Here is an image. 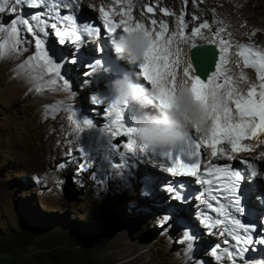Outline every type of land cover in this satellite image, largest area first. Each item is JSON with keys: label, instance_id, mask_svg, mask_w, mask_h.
<instances>
[{"label": "rangeland", "instance_id": "1", "mask_svg": "<svg viewBox=\"0 0 264 264\" xmlns=\"http://www.w3.org/2000/svg\"><path fill=\"white\" fill-rule=\"evenodd\" d=\"M171 1L164 0L158 9L153 1L148 2L137 12L160 13L165 17L161 9L168 13ZM201 1L176 0L177 18L172 29L164 17L162 21L156 17H143L146 21L138 20L137 17L132 20L134 23L140 21L146 29L154 32L160 31V24L165 20L167 38L173 32H179L177 22L181 15L186 25L190 23L186 15L194 19L204 15L208 17L204 23H211L205 30L206 37L215 38L219 44L221 39L229 44L233 39L258 41L257 49H264V32L254 26L245 27L242 22L245 18L250 22L252 17L256 24L264 25V0H224L223 5ZM79 6L84 7V4ZM102 7L117 14L121 10L127 11L123 0H102ZM149 7L153 9L152 12L147 11ZM88 11L90 15L97 13L91 0H88ZM35 12L30 7H24L21 12L20 6H17L16 15L30 18ZM0 16L5 23L12 18L7 14ZM152 20L156 21L155 25L151 23ZM190 30V27L187 28L185 35L189 36ZM253 32L255 35L252 36ZM51 34L47 39H50ZM25 35L28 40H32L31 35L26 32ZM26 47L28 50L18 55L0 58V264H230L227 259L221 262L212 254L214 245L222 243L216 242L213 234L205 232L187 215V210H191L192 206L184 207L183 204L169 202L172 196L166 193L163 178H170L164 177L165 171L145 165L143 162L148 160L142 157L137 166L136 178L131 180L132 187L129 189L122 186L118 179H109L105 175L114 169L101 167L96 159L88 164L85 154L80 151L81 147L85 149L83 140L88 135L85 131L78 132L67 119L64 102L61 104V101L54 100L46 104L44 99L62 98L63 95L66 98L70 93L57 90L55 86L49 85L47 79L39 85L35 84L36 77L31 79L25 73L27 66L24 62L34 54V41ZM48 47L52 50L53 47L60 51L64 49L57 48L51 41ZM89 51L94 55L93 47ZM237 51V47L231 45L225 55L236 57L243 65L236 55ZM182 56L185 59L183 52ZM57 58L64 57L58 55ZM83 64L85 66L87 61H78L76 64L66 62L62 73L69 77L71 69L81 67L78 73L83 74L78 76L77 81H71L72 90L77 93L74 107L79 114L87 115L94 122V132L89 133L92 145L94 139H109L111 118L106 116L105 107L101 109L91 102L94 93L85 91L87 86L84 81L87 77L84 73L88 68H83ZM133 66L137 71V63ZM182 68L183 65L177 69L179 75ZM226 69L225 63L223 70ZM130 71L133 78L140 79L150 88L142 77L134 75L132 68ZM224 72L233 78V86L238 88L239 77L227 70ZM59 83L62 84V81ZM251 83H256V80ZM40 90L46 97L42 96L41 99L35 95ZM240 91L243 94L247 92ZM232 107L234 109V105ZM46 110L54 117L48 116ZM95 119L100 120L101 124L97 125ZM120 138H116L117 143L126 141L125 137H122L123 140ZM251 143V140H246L243 145L247 146V150L239 151L240 154L230 161L251 157L264 167V160L250 155L248 150ZM207 150L203 149L204 157H207ZM90 155L95 157L97 154ZM115 159L119 161L120 157ZM81 164L87 165L85 171H79ZM149 168L157 175L155 180L151 179L152 194H143V178H152L146 172ZM252 202L248 201L247 204ZM171 209H179L174 213L175 220L168 222L174 226L162 227L163 215ZM178 220L184 223H177ZM185 227L198 237L191 252L187 251L186 243H180ZM259 252L250 248L247 257L250 259Z\"/></svg>", "mask_w": 264, "mask_h": 264}, {"label": "snow or ice", "instance_id": "2", "mask_svg": "<svg viewBox=\"0 0 264 264\" xmlns=\"http://www.w3.org/2000/svg\"><path fill=\"white\" fill-rule=\"evenodd\" d=\"M79 3L80 0H62V2L60 0H0V14L12 17L5 23L0 16V58H8L27 51L26 45H31L34 41V54L28 58L30 67L41 70L39 74L41 79L48 77L50 85L55 86L57 90L70 93L74 99L77 93L72 90L71 79L66 73H62V69L66 62L76 64L79 58L73 54L71 57L58 59L47 45L49 33L45 27L50 26L55 30L54 35L58 38L60 45L66 43V38H71L70 42L76 44L82 39L81 33L99 38L102 32L99 27L88 21H79L74 14L79 8ZM124 3L127 11L121 10L118 13L122 17L119 22H114L111 18L117 13L100 8L103 28L111 41L121 28L123 33L137 31L143 33L148 44L144 50L143 59L138 63L137 75L142 77V80L155 92L157 105L168 110L175 108L177 86L180 80L177 69L185 64L179 45L186 44L190 49L195 50L191 51L186 66L182 69L183 78L190 83L189 90L193 100L204 108H211L210 119L205 131L197 127L194 130L196 136L189 133L185 142L178 148L150 151L146 145L137 141L134 124L129 126L125 123L124 113L128 105L121 104L109 95L106 84L114 72L115 64L109 63L101 55L85 65L89 71L84 75L95 76L105 86V94L100 95L97 92L92 96L91 102L106 105L105 114L111 118L108 128L109 139L107 141L94 139L91 150L86 151L81 147V153L85 154L88 164L96 159L101 167L114 169L115 171L110 174L106 172L105 175L109 179H118L122 186L129 189L132 187L131 180L136 178L141 157L156 155L169 161L170 166L166 170L172 176L195 177L199 183L207 186L197 194V199L202 200L209 210L200 212L201 224L209 229V234H215L211 230L222 226L219 234L227 237L224 240L225 244H232L231 248H224L222 251L221 246L216 245L211 250L212 254L221 262L227 259L230 264H264V257L252 259L247 257L250 247L255 251L259 244H264V234H261L264 233V228H258L253 222L257 216L264 218V212H258L247 206L248 201H253L258 208L264 209V168L248 161H242L246 164L243 171L233 169L230 165H214L211 162L202 168V153L199 151L201 145H204L211 149L213 159L233 160L234 153L247 150V146L241 144L242 140L264 135V50L244 43L236 45L238 49L236 55L243 61V66L254 69L256 73V83H251L246 94H243L233 86V78L226 75L223 70L224 64L227 63L225 53L231 45L221 39L218 45L219 60L217 61V52L214 48L198 45L195 42L194 38L198 36L201 29L208 27L206 22L201 23L199 27L191 28L190 36H187L185 35L187 25L183 23L184 17L181 15L177 22L179 32H173L171 36L165 38L166 25L163 22L160 24V31L148 30L144 24L133 22L132 0H124ZM17 6H20L21 12L24 7H47L48 11L37 12L27 18L16 15ZM65 7L72 10L73 14L61 15L60 9ZM147 11L152 12L153 9L149 7ZM161 11L167 15L164 9ZM52 12L55 16L51 15ZM45 15H49V18L55 19L56 22L49 24L48 20L42 19ZM151 23L155 25L156 21L152 20ZM25 32L31 35L32 40L27 39ZM252 35H255V32ZM97 51L104 53L105 49L98 47ZM97 73L99 75H96ZM240 79L246 78L241 74ZM61 81L62 84L59 83ZM217 93L222 94L223 103L210 105V99ZM67 109L71 113L67 119L75 125L78 132L93 129L94 122L87 115L79 114L72 104L67 105ZM118 137H125L126 141L115 143ZM90 153L97 155L92 157ZM117 156L120 157L119 161L115 159ZM256 159H264V153ZM86 168L87 165L81 164L79 171H85ZM142 183V193L152 194L151 179L146 176ZM245 183L248 184L247 188L243 187ZM183 187V184L178 187L171 184L166 186L167 190L173 193V199L186 202L187 197L182 196L179 191ZM178 211L179 209H171L165 213L161 226L173 227L174 224L168 222L175 220L174 213ZM209 212L215 216L210 215ZM176 222L184 223L183 220ZM197 239L198 237L191 232L190 228L185 227L180 243H186L187 251L191 252Z\"/></svg>", "mask_w": 264, "mask_h": 264}, {"label": "clouds", "instance_id": "3", "mask_svg": "<svg viewBox=\"0 0 264 264\" xmlns=\"http://www.w3.org/2000/svg\"><path fill=\"white\" fill-rule=\"evenodd\" d=\"M60 2H62V0H60ZM79 10L80 6L78 8V12L75 13L77 18H88L94 25L98 24V18L101 16L100 14L89 18L81 15V13H79ZM60 13L73 14L72 10L66 7L61 8ZM51 15L55 16V13L52 12ZM111 18L113 19V21H120L114 16H112ZM49 20L51 21L49 22V24L55 22V19L49 18ZM45 28L50 35V33L52 32L50 31L48 26H46ZM117 35L118 36L111 41V47L115 56L114 64L124 68L117 63V60H126L130 64L139 63L143 59V53L148 44V41L143 33L140 31L133 33H122L118 30ZM54 40L57 48L69 46L73 53H80L81 51H83V48H86V46H89V48L93 47V56L86 57L85 55H82V59H87V63L91 62V58L96 56L95 47L92 45V42H88L86 45L81 44L75 50L71 47L70 43L60 45L56 38ZM124 69L127 70L129 74L124 73L120 76L112 78L107 82L106 88L112 98L118 100L121 104L135 106L136 109L141 113L140 117L134 123V127L136 129L135 137L139 143L146 145L151 150L174 149L181 146L185 142L189 133H191L197 127H199L201 131L206 130V124L210 119L211 108H204L199 103L193 100L192 94L189 90L190 83L187 82L183 77H181L178 82L177 94L175 98V108H173L172 110H168L160 108L157 105V102L155 100V92L152 89L141 84L138 81L140 79L133 78L129 69ZM112 74L114 75V73ZM98 83H100V80H97L94 76L93 80H91L87 85L84 83V85L85 87H88V85L96 87ZM71 100L72 97L69 94L63 102H70ZM209 103L210 105L222 104V94L217 93L210 99ZM153 108H155L156 110L151 111L150 109ZM201 151L203 155V149ZM189 180L192 181V179ZM167 181L165 182V187ZM170 201L173 200L170 199ZM173 202L175 203V201ZM185 205L183 206L185 207ZM188 206L192 205L189 204ZM192 209L193 206L191 207V210H187V215L190 216L193 221H195L192 217Z\"/></svg>", "mask_w": 264, "mask_h": 264}, {"label": "bare ground", "instance_id": "4", "mask_svg": "<svg viewBox=\"0 0 264 264\" xmlns=\"http://www.w3.org/2000/svg\"><path fill=\"white\" fill-rule=\"evenodd\" d=\"M153 1V3H154V5H155V7L158 9V7L160 8V5L162 6L163 5V1L164 0H132V5H133V7H132V12H131V17H132V15H133V20L136 18V19H142V20H144L145 18H147L148 19V17L149 18H152V17H156L157 19H159L158 21H162V19H163V17L161 16V15H159L160 13H156V14H154V13H146V14H144L143 12H137V10L138 9H140L142 6H144L145 4H149L148 2H152ZM199 1V0H198ZM201 1V0H200ZM204 1H207V3L208 2H212V3H214L215 5H217V4H221V5H223L222 3H223V1L224 0H204ZM91 2H93V5H94V8L95 9H97V13H95L94 15H90V13H89V11H88V0H80V3H79V5H81V4H84V7H80V10H79V13H81V15H83L84 17H92V16H95V15H98V14H100V8L102 7V0H91ZM191 2H192V0H191ZM201 2H203V1H201ZM123 3H124V0H123ZM194 3V2H193ZM192 3V4H193ZM211 3V4H212ZM210 4V5H211ZM213 4V5H214ZM124 5H125V3H124ZM203 5V4H202ZM135 7V12L133 11V8ZM202 7V6H201ZM33 11H36L35 13H37V12H42V13H46L47 11H48V9H47V7H35V8H32V7H30ZM116 8V7H115ZM169 9H168V13H167V15H165V19H166V21H168V24L167 25H169V27H171V29H172V27H174V22H175V19L177 18V13H176V0H172L171 1V4L169 5V7H168ZM224 8V7H223ZM199 9H200V6H199ZM209 9V8H208ZM105 11H109L108 9L107 10H105ZM113 11V10H112ZM166 11V10H165ZM196 11V10H195ZM200 11V10H199ZM110 12V11H109ZM202 12V11H201ZM207 12V11H206ZM191 13V12H190ZM92 14V13H91ZM201 14V13H200ZM205 14V13H204ZM33 15V14H32ZM193 15V14H192ZM48 16L49 15H45V16H43V18L45 19V20H48V22H51L50 20H49V18H48ZM113 16V15H112ZM245 16V15H244ZM116 19H122V17L120 16V15H118V14H116L115 16H114ZM143 17H144V19H143ZM186 18H187V22L190 20V23H188L189 25H187V28L189 29V27H190V29L191 28H193V27H196V26H198V25H200L201 23H204V21L205 20H207L208 19V17H205L204 15L203 16H201V17H196L195 19L193 18V17H190V15H186ZM135 19V20H136ZM146 19V20H147ZM146 20H144V21H146ZM250 22H249V20H247L246 18L245 19H242V22H243V24H244V26L245 27H251V26H254V27H256L257 29H259V30H261L262 32H264V25L262 24V25H258V24H256L255 23V21L252 19V17L250 18ZM144 21H142V22H144ZM164 21V23H165V20H163ZM140 22V21H139ZM145 23V22H144ZM146 23H148V21L146 22ZM160 23V22H159ZM167 23V22H166ZM149 24V23H148ZM158 25V24H157ZM191 25V26H190ZM207 25H208V27H210L211 26V23H207ZM148 27V26H147ZM207 27V28H208ZM187 28H185V30H187ZM148 29V28H147ZM157 29H158V27H157ZM156 29V31H158ZM167 29V28H166ZM174 29V28H173ZM251 29V28H250ZM256 29V30H257ZM45 30L47 31V29L45 28ZM205 30H206V28H203V29H201V32L199 33V35L197 36V37H195L194 39H195V42L196 43H209V44H212V45H214L215 47H216V49L217 50H219L218 49V45H219V42H218V40H216L215 38H213V37H210V36H208L207 35V37L205 36ZM168 31V30H167ZM246 31V30H245ZM119 32H123L122 31V28L121 29H119ZM173 32V31H172ZM188 32V31H187ZM258 33V32H257ZM260 33V32H259ZM169 34V33H168ZM170 35V34H169ZM257 35V34H256ZM51 36H55L54 34L52 35L51 34ZM190 36V35H189ZM253 36V35H252ZM56 38V37H55ZM235 38V37H234ZM57 39V38H56ZM236 40V41H235ZM50 39L48 38L47 39V42H48V45H50ZM52 42V41H51ZM258 41H253V42H248L247 40H238V39H233L231 42H230V44L234 47V48H236V45L237 44H239V43H244V44H248V45H250V46H253V47H256L259 43H257ZM52 44V43H51ZM183 46V48L181 49L182 50V52L184 53V56H185V59H184V61H185V64L183 65V67L184 66H186V62H187V60H188V51H189V46L188 45H186V44H182V45H180V48ZM260 47V46H259ZM62 48H64L63 50H56L54 47H53V52L56 54V56H63V57H67V56H69V57H71L73 54H76V55H78L79 54V56H78V58H79V61H81V62H84V59H82V54L81 53H83L86 57L87 56H93L91 53H90V51H89V46H86V48L83 50V51H81L80 53H73V51L71 50V48L69 47V46H63ZM257 48V47H256ZM259 50H264V49H261V48H259ZM225 57H226V61H227V63H226V67H227V72L228 73H230V74H234V75H236V77L238 76L239 77V79H240V76H241V74H243V76L246 78L245 80H241L240 79V82H239V80L238 81H236V82H239L238 84H240V86H238V89L239 90H243V91H245V90H247V88L249 87V85H250V83H251V81L252 80H256V73H255V70L254 69H252V68H245L241 63H239L238 62V60L236 59V57H234V56H231V55H225ZM219 60V51H218V54H217V61ZM85 61H87V59L85 60ZM25 62V67H26V69H25V73L26 74H28V76L30 75V77H31V79H33V77H36V81H35V84H37V85H39L42 81H46V79H47V82H48V80H49V78L48 77H44L43 79H41L40 78V71L41 70H39V69H32L31 67H30V63H29V60H26V61H24ZM117 63L119 64V65H121V66H123L124 68H126V69H131L132 68V71H135V73H134V75H137V73H138V70L136 71V67L135 66H133V64H130V63H128V62H119V61H117ZM85 66H84V64H83V68H84ZM137 67H138V63H137ZM79 70L81 69V67L80 68H78ZM74 70V68L73 69H71L70 71V75H69V77L71 78V81L73 80V82H74V80L75 81H77V79L79 78L78 76L79 75H82L83 73H78V71L79 70ZM134 69V70H133ZM138 69V68H137ZM183 69V68H182ZM182 69H181V74L179 75L178 74V72H177V75H178V77H183V71H182ZM226 70H224V71H226ZM87 71H89V70H87ZM86 71V72H87ZM213 71H215V66H214V69H213ZM209 74H211V73H209ZM133 75V76H134ZM86 76V75H85ZM29 77V78H30ZM87 78L85 79V81H91V80H93L94 79V76H86ZM115 77V74L113 75V74H111V78H114ZM235 77V78H236ZM206 78V77H205ZM237 80V79H236ZM84 81V82H85ZM88 83H86V85H87ZM50 85V84H49ZM30 86V85H29ZM104 84H102L101 82L100 83H98L97 85H96V87H92L91 85H88V87H87V89L85 88V91L86 92H93L94 94L96 93V91L97 92H99V94L100 95H104L105 93H104ZM102 89H103V91H102ZM35 95L38 97V98H41L42 99V96H45V94L43 93V91L42 90H40V92H37V93H35ZM63 95V94H62ZM64 96V95H63ZM62 96V98L61 97H58V98H53V99H48V98H44L45 99V102H46V104L47 103H53L54 102V100L55 101H61V102H63V101H65V96L63 97ZM46 97V96H45ZM69 104H72L73 106H76V102H75V100L74 99H72L70 102H64V105H69ZM98 107H100L101 109H103L104 107H106V105H99V104H96ZM136 109V107L135 106H133V110H135ZM151 111H155V110H153V109H150ZM46 112V114L48 115V116H53L54 117V115L52 114V113H50L49 111H45ZM65 114H67L68 116L71 114L69 111H68V109L64 112ZM124 115H125V123L126 124H128L129 126H131V125H133L135 122H136V120L138 119V116H136L135 114H134V111L132 112V111H128V110H125V113H124ZM46 117V116H45ZM94 119V118H93ZM95 121V123L97 124V125H100L101 124V121L100 120H98V119H95L94 120ZM60 125V124H59ZM58 125V126H59ZM61 126V125H60ZM55 127V126H54ZM49 131V130H48ZM85 131V134H86V136L87 137H85L84 138V147H85V149L86 150H88V151H90L91 150V142H90V140L92 139V138H90V136H91V134L89 135V133L91 132V133H93L94 131H93V129H85L84 130ZM93 131V132H92ZM49 133V132H48ZM193 135H195L196 136V133H195V131L193 130L192 132H191ZM102 136H104L103 135V133L101 134ZM54 136V135H53ZM246 140H251L252 141V143H251V145L249 146V153H250V155H252V156H255V157H257V156H259L261 153H264V143H261V141H264V135H260V136H258V137H253V138H250V139H245V140H242L241 141V144L243 145L244 143H245V141ZM203 149H208L207 150V157H204L205 159H213L212 157H211V149L210 148H208V147H206V146H204L203 147ZM240 153L239 152H237V153H234L233 155H234V157H236L237 155H239ZM149 158L150 157V155H145V156H143V158ZM142 158V157H141ZM262 160H264V159H262ZM227 161H230V160H227ZM145 165L147 164V165H149V166H151V167H156V165H155V163H153V162H151V161H147V162H143ZM151 170V171H150ZM146 172H149V175H150V177H152V178H150V179H153V180H155L156 179V172H154V170L151 168H149V170H147ZM166 175L164 176V177H168L169 175H168V173L167 172H164ZM155 174V175H154ZM170 178V177H169ZM163 180H164V183L168 180V179H164L163 178ZM245 186L247 185L246 183L244 184ZM248 187V186H247ZM165 190H166V187H165ZM167 191V190H166ZM168 193V192H167ZM168 195H169V193H168ZM173 196V195H172ZM170 197V196H169ZM171 198V197H170ZM251 202V201H250ZM250 207H254V203L252 202V204L250 203V205H249ZM221 246V251L224 249V248H231L232 247V244L231 243H229V244H225V243H222V245H220ZM251 248V247H250ZM256 251V253H257V251L258 250H255ZM261 257H264V253H258L257 255H254V256H252V258H261ZM252 258H250V259H252Z\"/></svg>", "mask_w": 264, "mask_h": 264}, {"label": "water", "instance_id": "5", "mask_svg": "<svg viewBox=\"0 0 264 264\" xmlns=\"http://www.w3.org/2000/svg\"><path fill=\"white\" fill-rule=\"evenodd\" d=\"M198 45H203V46H205V47H209V48H214L215 50H216V52H217V54H218V51H217V49H216V47L214 46V45H212V44H209V43H197ZM193 50H195V49H189V51H188V58L190 57V55H191V51H193ZM216 59H217V57H216ZM213 69H214V66H213ZM202 78H205V77H202ZM141 84H143L145 87H147L146 85H145V83H143L141 80H138ZM121 140H123V138L121 137L120 138ZM118 142V139H116L115 140V143H117Z\"/></svg>", "mask_w": 264, "mask_h": 264}, {"label": "trees", "instance_id": "6", "mask_svg": "<svg viewBox=\"0 0 264 264\" xmlns=\"http://www.w3.org/2000/svg\"><path fill=\"white\" fill-rule=\"evenodd\" d=\"M50 39H51V41L53 42V45H55V43H54V42H55V40H54L55 38H54L53 36H51ZM55 46H56V45H55ZM169 202L174 203L173 201H170V200H169Z\"/></svg>", "mask_w": 264, "mask_h": 264}]
</instances>
